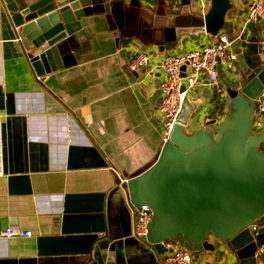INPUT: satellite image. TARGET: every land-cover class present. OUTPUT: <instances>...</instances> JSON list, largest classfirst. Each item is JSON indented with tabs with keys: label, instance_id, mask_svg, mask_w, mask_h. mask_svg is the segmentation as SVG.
<instances>
[{
	"label": "crops",
	"instance_id": "1",
	"mask_svg": "<svg viewBox=\"0 0 264 264\" xmlns=\"http://www.w3.org/2000/svg\"><path fill=\"white\" fill-rule=\"evenodd\" d=\"M248 1L231 0L221 29L241 37L232 46L234 66L218 70L225 92L244 84L264 58V18L245 21ZM159 2L166 10L181 8V0H124L130 24L122 29L106 13L82 17L64 66L37 76L0 0V229L31 232L0 238V264L162 261L145 237L134 234L124 182L150 166L162 148L157 106L163 74L131 71L128 62L134 48L160 58L207 44L212 35L183 34L173 46L160 49L151 40L153 23L163 22L154 20ZM204 2L207 10L209 0ZM189 4L192 11L200 10L196 0ZM203 82L187 94L179 120L190 130L215 131L227 114L229 97L206 78ZM210 241L215 250L193 256L192 264H237L231 248ZM256 258L264 264V245Z\"/></svg>",
	"mask_w": 264,
	"mask_h": 264
},
{
	"label": "water",
	"instance_id": "2",
	"mask_svg": "<svg viewBox=\"0 0 264 264\" xmlns=\"http://www.w3.org/2000/svg\"><path fill=\"white\" fill-rule=\"evenodd\" d=\"M1 1L37 76L64 66L82 17L106 13L119 29L129 23L124 0ZM189 2L181 0L180 9L167 10L159 2L154 20L163 22L153 23L151 40L160 49L173 46L183 34L214 36L224 27L231 0H209L204 13L192 11ZM260 60L244 84L226 89L229 108L215 131L190 130L178 120L155 161L125 180L133 215L141 205L151 210L144 241L157 260L172 251L165 240L180 238L198 258L215 250L213 238L235 252L237 264H257L264 229L254 240L248 226L264 218V128L252 131L256 101L264 92V58ZM180 75L185 76V66Z\"/></svg>",
	"mask_w": 264,
	"mask_h": 264
},
{
	"label": "built area",
	"instance_id": "3",
	"mask_svg": "<svg viewBox=\"0 0 264 264\" xmlns=\"http://www.w3.org/2000/svg\"><path fill=\"white\" fill-rule=\"evenodd\" d=\"M204 13V0H196ZM245 21L256 22L264 18V0H249L246 4ZM240 36L231 37L224 31L212 36L207 44H202L189 51L181 53H167L160 58H155L147 51L139 48L131 50L128 68L131 71L147 69L148 72L159 71L163 74L160 83V101L157 106L158 116L162 121L163 134L162 146L168 141L170 132L184 107L187 94L194 92L203 85L206 78L209 84L215 87L216 92L224 93L225 89L218 85V73L220 68L231 69L234 66L236 55L233 52V43ZM181 66H185V76L180 75ZM184 86V90L181 87ZM264 128V92L256 101L253 115L252 131L260 132ZM4 176L3 169V140H2V115L0 114V178ZM151 220V210L146 205H141L134 216V234L145 237L148 223ZM252 236L264 229L263 224L254 223L248 226ZM29 230H21L17 227L0 229V238L27 237ZM166 248L172 251L162 255L160 264H192L193 255L185 249L178 239L162 242ZM263 246V245H262ZM261 246H258L255 256Z\"/></svg>",
	"mask_w": 264,
	"mask_h": 264
},
{
	"label": "trees",
	"instance_id": "4",
	"mask_svg": "<svg viewBox=\"0 0 264 264\" xmlns=\"http://www.w3.org/2000/svg\"><path fill=\"white\" fill-rule=\"evenodd\" d=\"M263 222H264V218H262L258 223L259 224H263ZM178 240H180L181 241V239L180 238H178Z\"/></svg>",
	"mask_w": 264,
	"mask_h": 264
},
{
	"label": "rangeland",
	"instance_id": "5",
	"mask_svg": "<svg viewBox=\"0 0 264 264\" xmlns=\"http://www.w3.org/2000/svg\"><path fill=\"white\" fill-rule=\"evenodd\" d=\"M263 225H264V222H263Z\"/></svg>",
	"mask_w": 264,
	"mask_h": 264
}]
</instances>
